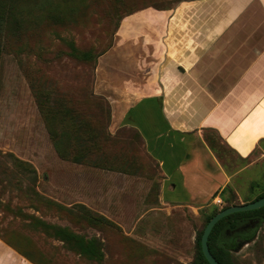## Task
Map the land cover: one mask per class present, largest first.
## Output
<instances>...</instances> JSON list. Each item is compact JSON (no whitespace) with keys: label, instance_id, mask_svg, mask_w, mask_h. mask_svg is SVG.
I'll list each match as a JSON object with an SVG mask.
<instances>
[{"label":"rangeland","instance_id":"rangeland-1","mask_svg":"<svg viewBox=\"0 0 264 264\" xmlns=\"http://www.w3.org/2000/svg\"><path fill=\"white\" fill-rule=\"evenodd\" d=\"M179 1L0 0V264H200L207 216L264 195V147L242 160L209 132L229 185L205 204H164L143 135L116 123L132 100L100 58L127 14ZM90 240L94 259L80 252ZM226 249L232 264H264V220Z\"/></svg>","mask_w":264,"mask_h":264},{"label":"crops","instance_id":"crops-1","mask_svg":"<svg viewBox=\"0 0 264 264\" xmlns=\"http://www.w3.org/2000/svg\"><path fill=\"white\" fill-rule=\"evenodd\" d=\"M124 19L98 66L132 100L116 123L143 135L164 204H205L233 178L207 133L242 160L264 147V0H182Z\"/></svg>","mask_w":264,"mask_h":264},{"label":"trees","instance_id":"trees-1","mask_svg":"<svg viewBox=\"0 0 264 264\" xmlns=\"http://www.w3.org/2000/svg\"><path fill=\"white\" fill-rule=\"evenodd\" d=\"M156 9H160V8H156ZM134 12H131L127 15H130ZM4 24H5V21H4L3 16L0 12V49L2 47L1 32L3 30ZM261 197H264V195L258 197L257 199H259ZM217 212H219V211L214 210L212 213H210L207 216L204 227L206 226L207 222L211 219V217L214 216ZM251 217H256L260 220H264V207L259 208V209H255V210L245 211V212H236V213L230 214L226 217H223L222 219H220L215 224V226L211 230L209 237H208L209 250H210L211 254L213 255V257L220 264H232V262L229 258V255H228V251L226 249L228 242H229V239H228V236L225 234V231L227 229L236 228L238 225H240L241 222H243V221H245ZM203 230H202V232H203ZM202 232L200 233V235L198 237L199 260H200V264H209L206 261V259L204 258L203 254L201 252V248H200V239H201ZM79 247H80L81 253H83L87 256H90L93 259L95 258V255L98 252L97 242L95 240H90L86 243L81 241L79 243Z\"/></svg>","mask_w":264,"mask_h":264},{"label":"water","instance_id":"water-1","mask_svg":"<svg viewBox=\"0 0 264 264\" xmlns=\"http://www.w3.org/2000/svg\"><path fill=\"white\" fill-rule=\"evenodd\" d=\"M262 207H264V197L256 199L253 202L226 207L211 217V219L207 222L206 226L204 227V230L202 232L201 239H200L201 252L209 264H220L213 257V255L211 254L209 250V246H208V237H209L211 230L215 226V224L220 219L230 214H233L236 212H245V211L255 210V209L262 208Z\"/></svg>","mask_w":264,"mask_h":264},{"label":"flooded vegetation","instance_id":"flooded-vegetation-1","mask_svg":"<svg viewBox=\"0 0 264 264\" xmlns=\"http://www.w3.org/2000/svg\"><path fill=\"white\" fill-rule=\"evenodd\" d=\"M261 222H263V220H260L256 217H251L241 222L236 228L227 229L225 234L229 239L228 245H233L238 241H248L254 238Z\"/></svg>","mask_w":264,"mask_h":264}]
</instances>
